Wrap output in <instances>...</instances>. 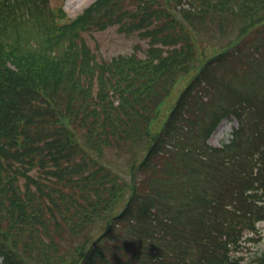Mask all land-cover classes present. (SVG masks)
<instances>
[{"label":"trees","instance_id":"16d2710c","mask_svg":"<svg viewBox=\"0 0 264 264\" xmlns=\"http://www.w3.org/2000/svg\"><path fill=\"white\" fill-rule=\"evenodd\" d=\"M225 1L99 0L70 22L50 0H0L1 48L20 50L15 69L0 57V264H240L264 220V0L206 45L199 18ZM111 25L147 48L98 59L82 32ZM129 147L128 171L109 170Z\"/></svg>","mask_w":264,"mask_h":264},{"label":"rangeland","instance_id":"374dc122","mask_svg":"<svg viewBox=\"0 0 264 264\" xmlns=\"http://www.w3.org/2000/svg\"><path fill=\"white\" fill-rule=\"evenodd\" d=\"M93 0H50L52 6H62L65 8L69 15H73L75 12L80 11L83 7L88 5ZM250 0H226L224 4H217L214 5L212 8H209L207 11H211L210 15L205 17L199 18L202 22L199 23V27L201 31H211L212 35L207 37L206 45L215 44L217 41L224 39L228 34H221L219 32L220 22L223 21L227 22L228 19L231 17L233 18L235 15L234 12L237 14L243 13L240 9L241 6L249 3ZM234 9L235 11H231ZM222 17V19H221ZM225 28V26H224ZM230 29V28H229ZM263 31V29L261 30ZM83 38L86 39L88 44L91 46L92 50L94 51L97 58H110L113 55L117 54H127L134 50L136 45H140L141 48L146 49L149 43V37H139L135 34H128L126 32L120 31L119 27L114 25L104 29L93 28L89 31H86L82 34ZM157 45H162L165 47V43L163 41H157ZM221 44V43H219ZM139 48V49H141ZM142 50V49H141ZM206 50L207 53H211L212 50L209 47H200V52ZM212 50V51H211ZM143 53V52H140ZM209 53V54H210ZM203 54V53H202ZM190 80L189 75L183 76L179 79L174 89H176L177 93H180L181 87H185ZM172 103L168 98H165L162 102V113H164L166 105ZM112 124H105L104 129L109 128ZM236 126V122L234 120H223L216 130L213 132L211 137L209 138V142L212 145H218L221 143L223 139H228L230 136V132L232 128ZM114 131V135L117 134V131L114 127H110ZM123 148H120L122 150ZM131 152V153H130ZM135 150L132 147H129L128 150H124L120 152L114 150L110 155V161L113 163H117V166L112 165L116 170L126 173L128 171V164L127 161L133 155ZM71 153L74 155L73 160H79L85 158L81 153L74 151L71 149ZM100 159H103L100 158ZM95 175L98 173L95 172ZM113 176V174L110 172ZM109 175L103 180L104 182L108 183L107 178ZM53 178L52 175L48 177V179ZM84 181L86 179L84 178ZM68 199V198H67ZM85 206V199L79 198L77 207L83 208ZM259 228L261 234L249 235L247 237L248 240L245 241V246L240 249V264H246L249 261H252L256 256L260 255L264 251V222L259 223ZM252 236V237H251ZM9 239H0V244L8 243ZM27 258V256H25Z\"/></svg>","mask_w":264,"mask_h":264}]
</instances>
